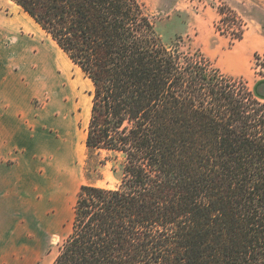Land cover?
<instances>
[{
	"label": "trees",
	"instance_id": "16d2710c",
	"mask_svg": "<svg viewBox=\"0 0 264 264\" xmlns=\"http://www.w3.org/2000/svg\"><path fill=\"white\" fill-rule=\"evenodd\" d=\"M11 1L92 83L88 156L122 158L118 185L80 187L52 264H264V98L138 0Z\"/></svg>",
	"mask_w": 264,
	"mask_h": 264
},
{
	"label": "rangeland",
	"instance_id": "374dc122",
	"mask_svg": "<svg viewBox=\"0 0 264 264\" xmlns=\"http://www.w3.org/2000/svg\"><path fill=\"white\" fill-rule=\"evenodd\" d=\"M10 1L6 0L8 8H16ZM138 1L165 43L181 37V50H198L214 68L241 78L264 98V0ZM222 6L243 21L240 40L233 38L237 31L225 25L227 32L217 30ZM4 16H11L9 9ZM39 33L47 42L49 36ZM11 35L0 29V120L10 116L11 106L22 107L25 150H0V264H52L71 231L80 187L118 185L122 158L87 154L84 139L90 114L87 118L84 108L93 86L80 69L70 68L74 89L67 81L61 89H44L26 63L35 60L30 55L33 44L18 37L12 46L7 41ZM34 62L41 64L39 58Z\"/></svg>",
	"mask_w": 264,
	"mask_h": 264
},
{
	"label": "bare ground",
	"instance_id": "6f19581e",
	"mask_svg": "<svg viewBox=\"0 0 264 264\" xmlns=\"http://www.w3.org/2000/svg\"><path fill=\"white\" fill-rule=\"evenodd\" d=\"M15 7L8 8L6 0H0V29L13 33L7 39L12 46L16 45L18 37L28 39L33 44L30 48V55L35 60L39 58L41 64L37 66L34 62L35 60L30 61L29 59H27L26 63L35 74L38 85L44 89L50 87L61 89L70 82V68L75 65L50 37L47 42H44L42 34L39 33L44 31L19 6ZM7 9L11 13L8 18L4 16V10ZM62 81L67 82L63 85L61 84ZM88 81L91 83L90 80ZM69 84L72 89L76 87L74 82ZM90 107L91 99L88 106L84 108L87 118L90 114Z\"/></svg>",
	"mask_w": 264,
	"mask_h": 264
},
{
	"label": "crops",
	"instance_id": "0c3cea01",
	"mask_svg": "<svg viewBox=\"0 0 264 264\" xmlns=\"http://www.w3.org/2000/svg\"><path fill=\"white\" fill-rule=\"evenodd\" d=\"M12 107H10V116L0 120V150L5 152L8 148L20 153L25 150L24 140L22 139L25 129L19 119V115L23 112L20 111L21 106L15 110H12Z\"/></svg>",
	"mask_w": 264,
	"mask_h": 264
}]
</instances>
